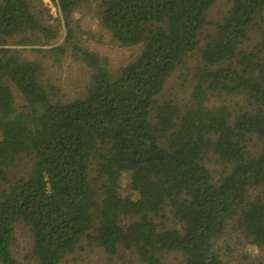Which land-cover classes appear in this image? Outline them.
Returning a JSON list of instances; mask_svg holds the SVG:
<instances>
[{
    "label": "trees",
    "instance_id": "obj_1",
    "mask_svg": "<svg viewBox=\"0 0 264 264\" xmlns=\"http://www.w3.org/2000/svg\"><path fill=\"white\" fill-rule=\"evenodd\" d=\"M53 1L61 17L50 24L32 0H0V263L19 264L23 221L39 264H64L84 239L109 264L127 253L138 264H170L168 253L235 264L219 247L229 235L261 252L240 264H264V0H230L205 34L218 0H102L101 25L140 48L115 71L78 42L73 17L88 0ZM68 55L90 78L66 101L42 77L45 60ZM196 55L179 102L167 82Z\"/></svg>",
    "mask_w": 264,
    "mask_h": 264
},
{
    "label": "rangeland",
    "instance_id": "obj_2",
    "mask_svg": "<svg viewBox=\"0 0 264 264\" xmlns=\"http://www.w3.org/2000/svg\"><path fill=\"white\" fill-rule=\"evenodd\" d=\"M102 0H88L87 2L80 5L76 13H74V22L78 32V42L84 47L93 50L100 54L104 58L109 68L113 71L124 65L139 53L140 48L137 46H122L115 41L110 32L104 28L97 15L98 7ZM35 5V10H39L41 18L44 22L53 24L56 22V17H61L60 12L53 0H32ZM231 4L230 0H218L216 4L210 9L208 13V25L204 28L203 32L209 33L213 30V25L218 21L221 16L226 13ZM63 22V21H62ZM64 35V34H63ZM63 40V37L62 39ZM42 41V40H41ZM12 42V41H11ZM14 43V42H13ZM12 43V44H13ZM14 47H25L23 55L29 58L35 57L36 54L30 52V48L37 46H21L13 44ZM43 47H50L49 45H42ZM37 57V56H36ZM43 81L52 85L54 91L62 100H72L85 93V88L89 84L90 70L86 65L76 60L71 55L66 56L60 65L54 66L51 61L45 60ZM199 59L196 56L189 57L186 61L185 66L176 70L169 78L166 86V93L173 95L179 102L183 97L188 96L190 90L189 81L193 77L195 67L198 65ZM18 102H20L17 97ZM231 106H237L239 97H228L226 96ZM27 160L23 161L25 164ZM215 174L218 175L223 169L224 164L219 160L212 159L209 163ZM25 168V167H22ZM129 175L125 174L121 180V188L124 194H133L129 186ZM231 233V232H229ZM229 235V234H228ZM235 237L229 238L227 241H220L219 247L223 248V256H229V260L232 263L240 264V259L243 254L251 253L253 255H259L261 252L252 247L251 245L240 244L236 241ZM32 246H33V235L28 225L19 221L16 224L14 240L11 246V251L15 259L19 264H39L32 257ZM229 247V248H228ZM126 254V253H125ZM129 256V259L127 257ZM126 257L117 258V264H138L137 256L127 253ZM230 254V255H229ZM167 261L170 264H177L182 259L174 253L167 254ZM128 259V260H126ZM126 260V261H122ZM64 264H109L108 255L99 247L91 244L89 240L84 239L79 248L71 254H68L63 260ZM2 264V263H0ZM243 264H246L245 262Z\"/></svg>",
    "mask_w": 264,
    "mask_h": 264
}]
</instances>
